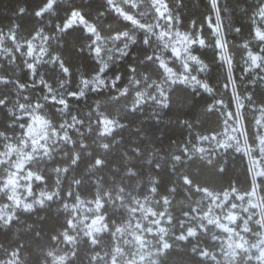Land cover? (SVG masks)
Instances as JSON below:
<instances>
[{"label":"snow or ice","instance_id":"6c2138e0","mask_svg":"<svg viewBox=\"0 0 264 264\" xmlns=\"http://www.w3.org/2000/svg\"><path fill=\"white\" fill-rule=\"evenodd\" d=\"M106 4L107 9L114 10L124 21L131 24V32L139 31L143 34L144 45L152 47L153 38L163 42V47L171 49L172 58L180 60L183 69L182 73L177 74L168 67L167 62L160 55L145 56L146 61L158 63V66L163 69L164 76L160 84L156 81L147 83L150 79L148 76L143 78V87L153 89L156 94L138 91L131 108L128 109L129 112L142 111V106L149 100L161 109L168 108L169 96L163 85L169 81L172 84H192L209 93L213 91L207 82L192 75L193 71L201 73L208 71V64L192 52L193 45L204 47L205 40L198 36L193 37L190 33L174 30L175 24L179 20L169 7L168 0H119V2L106 0ZM181 4L182 0H176L177 7ZM121 5L126 6L128 10L126 11L125 7ZM145 5L148 6L147 12L141 10ZM210 5L216 13L217 20L213 29L214 35L217 37L215 47L220 50V59L231 69V58L227 56L226 52L227 41L223 38L222 26L219 23L218 0H210ZM59 7L58 0H38L34 16L42 18L46 14L54 15ZM25 11L24 8L19 9L20 13ZM65 12L66 15L61 18V23L55 24V30L58 33H66L76 28L83 29L90 36L95 37L89 47L97 57H100L103 50L100 42L103 38L96 24L88 19V13L75 5L65 9ZM103 14V12L98 13L101 16ZM145 16L151 17L152 22H146L143 19ZM256 17L259 19L260 25L255 28L253 39L264 45V0L257 10ZM234 30L237 33L241 31L240 28ZM43 31V29L37 31L35 36L31 40H26L23 45L16 43L17 35L11 29L7 34L0 31V42H3L5 38L13 41L15 51H20L22 47L27 48L24 55L32 58V62L26 60L25 67L33 77L38 75L37 65L41 62L58 65L60 72L67 77L70 69L60 56L51 55L44 46H40L38 52L34 47L33 41L38 38L44 43L51 39V37L45 36ZM111 39L127 41L123 48L117 49L120 58L130 55L129 45L137 43L135 36L130 35L128 31L119 33ZM244 48H248L247 42H245ZM5 51L11 50L5 49ZM45 56H48L49 59L45 60ZM14 59L15 57H12V60ZM245 64L247 65L244 69L245 73L256 71L258 79L264 81V75L260 74L264 73V46L256 54L249 51ZM107 68L108 64L102 63L95 76L91 79L80 80L76 91L67 89L68 81L66 79L60 80L54 87L43 76H40L38 81H33L31 87L35 88L39 84L42 86V90H46L41 97L43 103L39 101L32 103L27 97H24L27 103L13 102L10 99V94L0 93V110H6L8 119L12 121V125L5 126L3 130H0V198H6L8 201L0 207V229H10L13 224L18 222L20 213H30L37 207L43 208L47 202L59 199L60 190L58 187L53 191H41L39 196H35L33 184L46 182L39 166L47 161H54L58 149L63 151L64 147L68 145L78 144V152L65 153L70 159L68 166L53 169L57 177L56 185L59 186L61 179L66 178L65 174L70 170L79 169L80 163L87 156L86 178L93 182L98 191L93 200L87 202L91 207H85L86 202L72 191L67 193L75 202L63 204L67 213L65 223L62 225L63 231L50 236V240L55 242L56 246L68 245L69 249L64 255H58L55 247L48 251L41 249L40 254L35 258V264H73L74 259L79 255V243L83 241L85 245L91 246V250H95L101 245L103 234H107L111 238L112 246L103 255L98 251L91 255L89 257L90 264H122V262L123 264H138V260L142 264L146 259L145 255L126 251V249L136 246L140 250L149 248L151 242L147 239L148 235H152L155 239L156 248L154 254H147L148 264H167L165 256L173 255L170 250L178 242H186V248L191 245V254L200 258L198 264H264V167H262L264 166V123L262 120L255 121L258 126L253 138V144L258 149V155L255 156L253 155L254 149L247 144L246 130L241 131L244 127L243 114L239 109L244 108L245 105L240 102L238 95L235 97L237 111L224 113V124L231 129V132L239 133V136L229 135L222 141L217 139V135L199 137L203 141H217L218 148L235 147L236 152H242L249 157L251 165L248 168L251 178L250 190L239 195L238 190L230 186L229 189L217 192L196 184V177L191 174H184L179 177L182 185L193 195L199 194L201 199L191 201L187 210L182 211V218L175 217L169 211V206L173 203L169 196L177 193V187L168 189V195L155 201V204L163 207V211L155 209L149 196L146 195L143 200L140 199V195L144 191L159 195L160 185L155 180L150 181L151 187L145 185L140 194H135L138 181L141 180L143 173L132 161L143 158L144 153L140 145L132 148L130 155L129 153L120 155V167L112 170L111 180L106 176L97 175L106 168L111 170L114 160L110 157L113 145L116 143L115 135L118 134V129L123 130L128 125L103 112H98L95 119L92 118V113H89L86 119L72 115L70 99L80 101L89 92L97 93L109 88L116 90L119 97L126 96L129 93V87L118 88V83L122 80L121 75L117 74L112 79L102 76ZM129 71L135 74L137 69L129 66ZM12 83L5 75H0V85L7 88ZM128 83L129 85H141L142 81L131 78ZM229 83L235 87V82L231 77ZM252 83H256V80H253ZM228 86V84L224 85L226 88ZM16 87L22 90L29 85L17 84ZM248 99L251 101V97ZM218 104H223V101H216L215 104L209 106L208 110L212 111ZM46 106L54 108L62 115L69 116L70 119H65L58 126L55 125L47 118L48 114L44 111ZM260 113L264 117V106L260 108ZM22 117L27 118L26 123H17ZM16 126L21 129L19 134L15 133ZM9 131L12 132V135L8 134ZM88 132L96 136L93 143L97 145V149H93L91 153H86L89 145L84 143L88 139L86 136ZM108 138H111L109 142H101ZM241 138H245L244 148L239 146ZM232 141H235V144ZM189 152L190 149L185 147L181 155L172 156L171 159L174 163L182 164V157ZM196 152L203 154L205 149L197 148ZM213 156H215L214 152L209 154L205 162L217 169L219 173L225 172L226 169L222 166V162L214 161ZM201 159H204L203 156ZM148 162L154 164L155 168H161L159 162L153 160ZM32 165H36L35 170ZM175 172L176 169L173 168V174ZM93 177H95L94 181ZM71 182L80 186L84 180L72 177ZM109 205L113 209V214L120 213L119 224L108 217L107 207ZM177 232L179 234H176ZM39 235L40 233L37 232L36 236ZM170 240L172 243L169 242ZM209 240L213 243L209 244ZM152 255H155L156 259H150ZM126 256L130 258L125 259ZM11 257L7 264H20L19 249L13 251ZM0 264H5V262L0 261Z\"/></svg>","mask_w":264,"mask_h":264},{"label":"trees","instance_id":"16d2710c","mask_svg":"<svg viewBox=\"0 0 264 264\" xmlns=\"http://www.w3.org/2000/svg\"><path fill=\"white\" fill-rule=\"evenodd\" d=\"M37 3L38 0H0V31L7 34L11 29L17 35L16 43L23 45L26 40H31L37 31L43 29V34L51 37L47 43H44V47L51 55L60 56L69 67L70 73L65 77L60 72L58 65L41 62L37 65L38 75L33 77L25 67L27 59L24 53L27 48L22 47L20 51H15L13 41L5 38L6 46L11 51L0 52V75H5L13 83L7 88L0 85V93L10 94V99L13 102L27 103L24 99L27 97L32 103L37 101L43 103L41 97L46 90H42V86L39 84L35 88L31 87L33 81H38L40 76H43L54 87L60 80L66 79L68 81L67 89L76 91L81 79H91L99 71L102 63H107L108 68L102 76L112 79L117 74L121 75L122 80L118 83V88L123 89L128 86L129 93L126 96L119 97L116 90L109 88L97 93L89 92L80 101L70 99L72 115L86 119L88 114L92 113V118L95 119L98 112H103L128 125L123 130L118 129V134L115 135L116 143L113 145L110 157L114 160L111 170L106 168L97 175L106 176L111 180L112 170L120 167V155L123 153L130 155V150L140 145L144 153L143 158L132 161L143 173L141 180L138 181L135 194H140L145 185L151 187L150 181L155 180L160 185L159 195L144 191L140 195V199L143 200L144 196H149L155 209L163 211V207L155 204V201L168 195V189L177 187V193L169 196V199L173 201L169 206V211L173 216L180 218H182V211L187 210L191 201L201 199L199 194L193 195L182 185L179 177L184 174H191L196 177V184L217 192L229 189L230 186L235 187L239 194L250 190L251 178L248 173L250 166L246 155L236 152L235 147L213 151L215 153V156L212 157L213 160L221 161L222 166L226 169L225 172L219 173L217 169L205 162L209 154L213 152L209 154L196 152L194 144L197 143L200 136L221 131L224 125V113L236 111L232 84L229 83L230 77L235 82L236 94L241 103L245 105L241 112L247 129L250 130L257 109L264 106V81L258 79L256 71L244 72L247 67L245 60L249 51L258 53L264 46L253 39L255 28L260 25L256 13L262 0H218L219 23L222 26L223 38L227 41L226 52L227 56L231 58V69L220 59V50L215 47L217 37L214 35L213 29L217 20L210 0H182L179 7L176 6V0H168L169 7L179 20L175 24V28L205 40L204 47L193 45L192 52L208 64V71L200 72L199 77L207 82L213 91L209 93L187 84L168 82L163 85L169 96L168 108L161 109L149 100L142 106L143 110L136 113H131L128 109L131 108L138 91L156 94L153 89L143 87V78L148 76L150 79L147 83L156 81L160 84L164 76L158 63L145 60L147 55H156L158 47L154 43L152 47L144 45L143 34L139 31L131 32V24L124 21L114 10L107 9L106 0H58L60 7L55 11V14H46L42 18L34 16ZM73 5L79 6L87 12L88 19L96 24L102 38L111 41L104 43L105 47L110 49L109 55L105 59L97 57L95 52L90 49L89 45L94 40V36H90L83 29L76 28L66 33H58L55 30V24L61 23V18L66 15L65 9ZM102 5L103 7H101ZM20 8H24L26 11L20 13ZM141 10L147 12L148 6L145 5ZM99 12L104 14L98 15ZM148 17L146 16V18ZM149 20L152 18L149 17ZM235 28H240L241 31L237 33ZM126 31L135 36L137 43L129 45L130 55L120 58L117 49L123 48L127 41L117 40L114 45H111L113 44L111 37ZM245 42L248 43L247 49L244 48ZM12 57L15 59L12 60ZM44 59L47 60L49 57L45 56ZM172 63L170 62V64ZM129 66L137 69L135 74L129 71ZM260 74L264 75V73ZM131 78L141 80L142 84L129 85L128 82ZM253 80H256V83H252ZM17 84H26L29 87L21 90L16 87ZM225 84L229 86L226 88ZM248 97H251V101ZM218 100H222L223 104H218L216 108L209 111V106ZM44 111L48 114L47 118L57 126L65 119H70L69 116L58 113L52 107L46 106ZM26 119V117H22L17 123H26ZM8 125H12V121L8 119L6 110H0V130ZM14 130L16 134L21 131L18 126ZM8 134L12 135V132L9 131ZM86 136L88 139L84 143L89 145L86 153H91L93 149H97V145L93 143L96 136L90 132L86 133ZM110 139L101 142H109ZM185 147L189 148L190 152L182 157L183 163H174L171 157L181 155ZM78 151V144L68 145L64 147L63 151L57 150L54 161H47L39 166L46 182L33 184V191H53L58 187L60 197L53 202H47L43 208L37 207L30 213H20L18 222L13 224L10 229H0V254L9 255L19 249L20 264H35V258L40 254L41 249L48 251L55 247L56 253L61 254L68 251V245L56 246L55 242L50 240V236L63 231L62 225L67 217L63 204L75 202L67 193L72 191L81 200L88 202L93 200L98 191L93 182L86 178L87 156L80 163L79 169L70 170L65 174L66 178L61 179L59 186L56 185L57 177L53 169L67 167L70 159L65 153L72 154ZM202 156L204 159H201ZM149 160L159 162L161 168H155L154 164L148 162ZM32 168L35 170L36 165H32ZM173 168L176 169L175 174H173ZM72 177L83 179V184L80 186L72 184ZM94 180L95 177H93ZM17 212L19 213V210ZM107 215L117 224L120 223V213L113 214L111 205L107 207ZM173 231L176 230L173 229ZM37 232L40 233L39 236H36ZM103 235L101 245L95 250H91L90 245H85L81 241L78 245L79 255L74 259L73 264H90L89 257L95 252L98 251L103 255L109 251L113 242L107 234ZM169 242L172 243L171 240ZM185 243L178 242L170 250L173 255L165 256L167 264H198L200 258L194 257L190 252L191 245L186 248ZM208 243L212 244L213 242L209 240Z\"/></svg>","mask_w":264,"mask_h":264},{"label":"rangeland","instance_id":"374dc122","mask_svg":"<svg viewBox=\"0 0 264 264\" xmlns=\"http://www.w3.org/2000/svg\"><path fill=\"white\" fill-rule=\"evenodd\" d=\"M117 2H119V0H117ZM121 6H122V7H125V10L127 11L126 6H124V5H121ZM147 17H148V16H147ZM143 19H144L146 22H147V21H148L149 23L152 22V20H149V17L146 18V16H145ZM174 30L179 31V32H181V33H187V32L181 31V30H179V29H177V28H175ZM199 38H200V37H199ZM94 39H95V37H94ZM111 40H112V42H113V44H111V45H114V44L117 42V40H113V39H111ZM122 41H124V40H122ZM107 42H111V41L102 39V41L100 42V45L102 46V49H103L102 52H101V54H100V58H102V59H105V57H106L107 55H109V50H110V49L107 48V47H105V45H104V43H107ZM125 42H126V41H125ZM153 43L158 47V49H157L158 52H156V55H160L161 58L164 59V60L167 62L168 67L172 68L173 72H175V73H177V74L182 73V72H183V69H182V67H181V62H180V60H178V59H174V58H172V55H171V49H170V48H168V49L164 48V47H163V42L157 41V40H155V38H153ZM33 45H34V47L36 48V50H37V52H38V51H39V47H40V46H44V41H42V40H40V39L38 38L37 40L33 41ZM105 48H106V49H105ZM5 49H8V50H9V48L6 46V40L4 39L3 42H0V52H6ZM7 52H8V51H7ZM26 52H27V49H26ZM26 52H25V53H26ZM252 53H253V54H256L255 52H252ZM95 54H96V53H95ZM193 54H194V53H193ZM194 55H195V54H194ZM25 56H26V55H25ZM26 59H27L28 62H32V58L26 56ZM170 62H173V63L170 64ZM162 70H163V69H162ZM199 73H200V72H198V71H193V72H192V75H195V76H197L198 79L202 80V79L199 77ZM202 81H204V80H202ZM169 82H170V81H169ZM204 82H205V81H204ZM170 83H171V82H170ZM187 85H190V86H192V87H197V86H194V85H192V84H187ZM197 88H198V87H197ZM231 89H232V92H233L234 97H236L237 94H236L235 87H233V86L231 85ZM240 102H241V101H240ZM235 104H236V111H237V101H236V99H235ZM261 107H262V106H261ZM261 107H259V108L257 109V111H256L255 117H254V119H253V121H252V124H251V126H250V130L247 129V127H246V125H245L244 117H243V120H242V123H243V126H244V127L241 129V131H245V130H246V132H247V137H246V139H247V144L250 145V146L254 149V151H253V155H254V156H255V155H258V149H256L255 144H253V138L255 137V134H256V132H257V127H258V126L256 125L255 121H256L257 119H261V120H262V123H264V117H262V116H261V113H260V108H261ZM239 111L241 112L242 110L239 109ZM241 113H242V112H241ZM224 120H225V119H224ZM230 123H231V122H230ZM233 126H235V125H233ZM226 128H228V126L224 124L222 130L219 131L218 133L208 134V135H204V136L217 135V139H218V140H221V141L224 140V139H226V137L229 136V135L239 136V133H233V132H231V129H230V128H228V130L226 131ZM200 137H201V136H200ZM244 139H245V138H241V143H240V145H239L241 148H244V147H245ZM232 143L235 144V141H232ZM194 147H195V149H197V148H204V149H205L204 154H209V153H211V152H213V151H215V150H221V149H223V148H218V147H217V141H215V140L203 141V140H200L199 138H198L197 143L194 144ZM247 158H248L249 166H251V165H250V159H249L248 156H247ZM262 167H264V166H262ZM33 192H34V191H33ZM40 192H41V191H40ZM40 192H34L35 196H39ZM238 194H239V193H238ZM24 195H26V193H24ZM239 195H243V194H239ZM5 203H8V201L6 200V198H0V207H2L3 204H5ZM85 207H91V205H90V204H87V202H86ZM147 239L151 242L150 245H149V248H147V249L140 250V249L138 248V246H136V247H132V248H127V249H126V251H130V252H139V254L145 255V256H146V259H145V261L142 262V264H146V262L148 261V259H149V258L147 257V254H148V253H153V254H154L155 251H156V248H155V239L153 238V236H152V235H148V236H147ZM57 254H58V255H64V254H61V253H57ZM155 257H156L155 255H152V256L150 257V259H154ZM11 258H12V257H11V253H10L9 255H3V254H0V261L5 262V264H7V261H9ZM128 258H130V257H128V256L125 257V259H128ZM137 260H138V256H137ZM122 264H123V262H122ZM138 264H140L139 260H138Z\"/></svg>","mask_w":264,"mask_h":264}]
</instances>
